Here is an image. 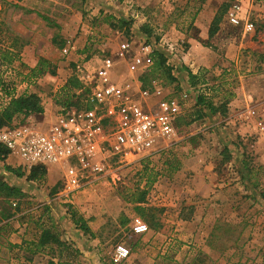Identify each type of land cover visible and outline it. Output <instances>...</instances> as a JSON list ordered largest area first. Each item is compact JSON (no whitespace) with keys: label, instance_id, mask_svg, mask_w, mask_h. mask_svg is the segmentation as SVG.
Returning a JSON list of instances; mask_svg holds the SVG:
<instances>
[{"label":"rangeland","instance_id":"374dc122","mask_svg":"<svg viewBox=\"0 0 264 264\" xmlns=\"http://www.w3.org/2000/svg\"><path fill=\"white\" fill-rule=\"evenodd\" d=\"M235 1L250 33L226 20ZM124 43L134 53L149 45L148 63L116 56ZM263 51L264 0H0V108L24 92L43 104L42 116H27L33 121L77 108L86 94L81 70L104 56L115 58V79L137 80L150 92L155 83L158 97L179 107L173 135L151 153L106 147L100 177L68 201L52 166L32 180L40 198L0 195V211L11 215L1 222L0 264L55 263V247L30 254L24 242L36 241L48 216L59 238L79 250L78 264H264ZM156 52L164 67L152 71ZM37 67L43 73L31 71ZM199 94L215 111L197 104ZM136 217L144 233L133 232ZM118 245L128 254L116 262Z\"/></svg>","mask_w":264,"mask_h":264},{"label":"built area","instance_id":"2783aa9c","mask_svg":"<svg viewBox=\"0 0 264 264\" xmlns=\"http://www.w3.org/2000/svg\"><path fill=\"white\" fill-rule=\"evenodd\" d=\"M225 17L243 33L253 30L251 20L243 17L236 1L228 7ZM149 52V45L139 46L134 53L130 44L124 43L116 56L132 57L136 64L143 65L149 61ZM114 67L115 58L104 56L91 70H81L79 79L86 94L77 108L59 109L52 118L41 121L14 118L0 128V146L7 154L19 157L25 169L52 166L61 172L60 195L66 201L100 177L104 171L106 147L114 154L125 151L151 153L161 140L175 133L179 107L158 97L161 87L153 83L150 92L142 90L137 80L115 79ZM150 95L157 100L148 102ZM260 131L264 135V123L260 125ZM132 230L141 234L147 226L136 217ZM127 254L128 249L118 245L114 261Z\"/></svg>","mask_w":264,"mask_h":264},{"label":"trees","instance_id":"16d2710c","mask_svg":"<svg viewBox=\"0 0 264 264\" xmlns=\"http://www.w3.org/2000/svg\"><path fill=\"white\" fill-rule=\"evenodd\" d=\"M227 8V5L225 4L222 7V10L220 12H217L212 21L211 25L209 27V35H212L216 32L218 29V24L221 21L222 15L224 14L225 10ZM155 60L153 62V70L159 67H164V57L159 54L158 52L154 53ZM3 59L7 61V63H10L12 61L11 56L3 55ZM261 58L264 60V51L261 53ZM33 73H43L42 68H33L31 69ZM189 77L192 79V82H194V79L197 77L196 75H193L189 73ZM76 84V83H75ZM0 86L2 90L4 89V83L3 80L0 78ZM206 98L199 94L197 96V104L206 106L211 112L214 110V105L212 101L205 100ZM43 113V104L41 102V98L36 93H21L20 95H11L7 102L0 108V128L4 125H8L14 118H18V116H22L23 119L27 116H30L32 114L34 115H40ZM22 119V120H23ZM7 155V152L0 146V160H4ZM5 169L14 173L16 176L20 177L23 175V172L20 170L13 169L11 167L5 166ZM246 169L249 172V169L246 167ZM46 169L40 168V167H32L28 175L26 176L29 180H35L38 178H42L45 174ZM256 185V183H255ZM0 195L4 196L6 200H9L10 198L13 199H20L24 198L27 195L22 192L19 188L9 186L7 183L0 180ZM264 198V193L260 194ZM44 210L48 213L49 207L47 205H44ZM11 217L10 214H5L0 211V231H3L6 226V223H1L3 220H7ZM22 217L19 216L17 219H20ZM72 218L74 220V223L79 226V228L85 232L89 231L88 226L85 224V222L80 218H76L75 214L72 213ZM49 225L46 226L44 224H39L40 227V233L36 239V241H24L26 243V249L30 254H36L37 252L44 250L45 248H49L51 251L52 249H56L57 252V261L54 263L53 261H50L51 264H78L77 262H74L77 255H79V250L77 248L72 247L69 243L66 241H63L59 238L58 232L54 228V223L52 222L51 217L48 216Z\"/></svg>","mask_w":264,"mask_h":264},{"label":"crops","instance_id":"0c3cea01","mask_svg":"<svg viewBox=\"0 0 264 264\" xmlns=\"http://www.w3.org/2000/svg\"><path fill=\"white\" fill-rule=\"evenodd\" d=\"M40 115L42 116V114ZM12 156H16V155L7 154L4 160H0V180L7 183L9 186L19 188L26 195H32L37 198H40V195L42 196V193L38 189H36V187H34L33 185L34 181L26 180V177L22 178L24 177L23 176L24 173H26L27 171L24 172V170L26 169L22 166L21 161L19 162V161L11 160L10 157ZM5 166L11 167L16 170H20L21 172H23V175L18 177L14 173L6 170Z\"/></svg>","mask_w":264,"mask_h":264}]
</instances>
